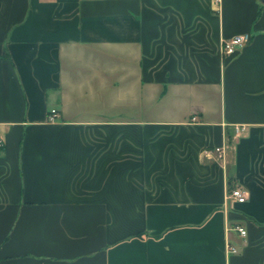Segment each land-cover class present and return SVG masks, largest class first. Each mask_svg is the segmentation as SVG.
<instances>
[{"label": "crops", "instance_id": "crops-1", "mask_svg": "<svg viewBox=\"0 0 264 264\" xmlns=\"http://www.w3.org/2000/svg\"><path fill=\"white\" fill-rule=\"evenodd\" d=\"M0 264H264V0H0Z\"/></svg>", "mask_w": 264, "mask_h": 264}, {"label": "built area", "instance_id": "built-area-1", "mask_svg": "<svg viewBox=\"0 0 264 264\" xmlns=\"http://www.w3.org/2000/svg\"><path fill=\"white\" fill-rule=\"evenodd\" d=\"M251 38L249 33H239L223 41V52L226 54H233L237 52L244 44H246ZM57 115L56 109H51L49 119L53 120ZM196 117H193V120ZM220 150V147L217 148ZM230 196L242 202L246 199V192L241 187H233L230 191ZM237 230L242 234L246 235L247 230L243 226H237ZM228 251H236L235 247L228 245Z\"/></svg>", "mask_w": 264, "mask_h": 264}]
</instances>
